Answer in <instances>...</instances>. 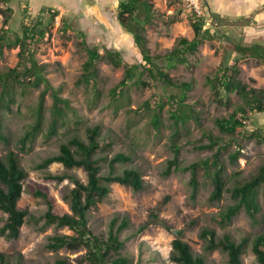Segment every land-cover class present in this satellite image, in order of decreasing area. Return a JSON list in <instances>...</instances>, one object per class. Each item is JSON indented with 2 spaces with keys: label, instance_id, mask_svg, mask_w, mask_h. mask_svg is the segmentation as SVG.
Here are the masks:
<instances>
[{
  "label": "rangeland",
  "instance_id": "obj_1",
  "mask_svg": "<svg viewBox=\"0 0 264 264\" xmlns=\"http://www.w3.org/2000/svg\"><path fill=\"white\" fill-rule=\"evenodd\" d=\"M148 1L155 12L151 25L145 28L147 47L152 55H163L171 50L179 37L193 38L187 20L188 10L180 0ZM200 1L204 6L203 1ZM117 4L118 0L8 1L7 7L13 14L9 27L18 34L21 31L24 7H28L32 17L38 16L40 11L42 15H46L48 8H58L59 14L53 27H50L49 33L37 46L36 58L39 63L47 66L46 78L52 86L60 88V96L68 100L70 110L56 135L47 138L52 106V100L47 95L42 131L26 147H22L20 139L33 123V111L42 88L17 87L16 101L11 106V111H3L1 114V134L4 139L0 140V158L13 152L20 166L28 173V178L23 183L24 192L17 204L19 209L28 212V216L16 240L0 237V252L9 257L10 264H53L56 256L67 258L73 263L84 254V250L72 252L62 249L52 253L44 248L50 236L72 233L67 228L44 227L43 215L47 206L42 198L34 197L32 192L43 189L49 195L56 212L68 213L70 210L63 195L73 185L68 180L61 183L47 181L46 173L37 171L34 167L44 158L57 154L59 146L71 138L78 137L85 141L86 129L98 125L101 128V138H110L113 142L111 149L98 157L110 159L117 153L129 156L131 161L117 165L116 170L119 173L123 169L138 171L142 176L144 189L133 192L129 187L112 184L107 199L90 211L89 228L95 234H107L109 222L115 215L120 218L127 217L128 227L120 235L125 244L120 254L130 264H174L169 260L172 242L176 239L174 230L182 231L180 240L187 243L194 254L203 256L206 264H228L223 253L204 252V243L199 238L200 231L203 228H212L219 236L226 233L238 241L241 238L252 240L255 235L264 232V198L259 199L261 210L257 215V223L242 210L222 229L213 218L232 204L228 192L223 194L220 201L210 202L212 187L199 172V191L195 199L191 200L188 172L175 170L169 176H163L167 161L173 155L170 147L172 129L168 107L162 113V125L159 129L151 124L150 113L139 110L145 101L157 98L162 93V88L144 78L149 85L143 88L131 86L124 101L116 99L110 93L122 79L124 68L141 61L132 38L118 27L115 17ZM2 21L0 16V27ZM62 22H65L63 27ZM66 24L71 28L64 32ZM209 28L216 34V39L203 43L195 55L188 56L187 66L181 65L168 71L172 80L192 81L193 89L188 93L186 103L199 113L201 124L197 126L194 121H189L185 126L177 128L179 161L180 166L185 167L212 156L213 151L197 149L208 142L202 130L210 132L214 137H220V147L216 148L222 152L220 158L224 164L226 188L231 189L234 184L255 175L264 165V144L259 145L249 139L252 132L264 131V113L248 112L245 127L237 129L232 137L220 134L214 126L215 119L231 114L239 100L231 95L226 105L218 104L206 84V79L212 77L221 64L234 60L238 72L236 78L250 88L264 91V63L256 57H243L237 55V52H230L226 38L246 47L258 44L262 50L264 39L244 40L239 28L235 29L231 24L213 27L210 25ZM79 31L89 44L99 47L101 54L107 49L117 51L122 56L123 61L119 67L107 62L99 63L96 89L78 84L86 58L80 47L81 39L77 35ZM18 52V48L3 51L0 56V71L15 67ZM235 151H239V158L235 163H230L228 154ZM100 165L101 175L106 174V163L101 162ZM47 171L52 175L66 172L60 164L51 165ZM67 173L86 183V173L81 168H74ZM153 214L157 219L148 224ZM5 219L6 215L0 212V228ZM242 261L243 264L253 263L254 257L249 247L242 255Z\"/></svg>",
  "mask_w": 264,
  "mask_h": 264
},
{
  "label": "trees",
  "instance_id": "obj_2",
  "mask_svg": "<svg viewBox=\"0 0 264 264\" xmlns=\"http://www.w3.org/2000/svg\"><path fill=\"white\" fill-rule=\"evenodd\" d=\"M8 1L0 0V16L3 18L0 27V56L5 49L18 48L19 52L15 67L0 71V140L4 139L1 134V114L3 111H11V106L16 101L15 90L17 87L23 89L42 88L33 111V123L29 125L20 139L22 147H26V144H32L42 131L44 102L47 95L52 100L50 123L46 132L47 138L56 135L70 110L68 100L60 96V88L52 86L46 78L47 66L39 63L36 58L37 46L49 33L50 27H53L59 10L58 8H48L45 11L46 15H42L40 11L38 16L32 17L28 7H24L21 31L18 34L12 32L9 27L13 14L12 10L7 7ZM187 12V20L192 29L193 38L179 37L171 50L163 55H152L147 47L145 28L151 25L155 17L153 7L148 0H118L115 16L118 27L132 38L133 46L139 53L141 61L124 68L122 79L110 93L116 99L124 101L131 86L143 88L149 85L144 78L158 84L162 88V93L157 98L145 101L139 110L150 113L151 124L159 129L162 125V113L168 107L167 113L172 129L170 147L173 155L167 161L163 176H169L175 170L188 172L191 200L195 199L199 191L197 179L199 172L206 177L212 187L209 196L210 202L220 201L223 194L228 192L233 201L232 204L226 206L213 218L220 228L224 229L228 226L242 210L257 223V215L261 210L259 199L260 197L264 198V165L246 181L234 184L231 189L226 188L227 183L223 176L224 164L220 158L222 152L216 148L220 147L219 140L221 139L202 130L203 136L208 142L198 146L197 149L213 151L212 156L185 167L180 166L177 128L185 126L189 121H194L197 126L201 124L199 113L186 103L187 95L193 89L192 81L172 80L168 71L175 70L181 65L187 66L188 56L195 55L203 43L216 39V34L209 26L207 27L205 16H197L189 10ZM62 19L64 18L62 17ZM64 25L65 22H62V27ZM66 25L63 28L64 32L67 28H71L69 24ZM77 35L81 39L80 47L86 55L78 84L96 89L99 63L107 62L114 67H119L123 61L122 56L117 51L107 49H104L101 54L99 47L89 44L82 32H77ZM226 40L230 52H237V55L243 57L246 55L256 57L264 63L262 47L241 48L229 38ZM235 65L234 60L221 64L212 77L206 79V84L218 104L226 105L231 95H235L239 100V104L231 114L214 121V126L220 134L231 137L234 136L237 129L245 127L248 112L264 113V91L242 84L236 78L238 72ZM100 132L101 128L98 125L87 128L85 141L78 137L71 138L59 146L57 154L44 158L34 167L35 170L46 173L47 181L61 183L68 180L73 185L63 195V200L70 210L68 213L56 212L49 195L43 189L32 192L34 197L42 198L47 206L43 215L44 227L67 228L72 233L71 235L50 236L44 248L52 253H57L62 249L72 252L85 251L73 263H70L67 258L56 256L53 264H130L129 260L120 254L125 245L120 235L128 227L127 217L120 218L115 215L109 222L107 234H95L88 226L90 211L107 199L112 184L129 187L133 192H140L144 189L142 176L138 171L123 169L119 173L116 170L117 165L127 164L131 161L129 156L117 153L110 159L98 157L109 151L113 145L110 138H101ZM249 139L259 145L264 144V131L252 132ZM228 158L230 163H235L239 158V151L230 152ZM101 162H105L107 166V172L104 175H101ZM53 164H60L66 172L60 175L48 173V168ZM74 168H81L86 173V183H82L67 173ZM27 178L28 173L20 166L17 156L13 152L0 158V212L6 215L4 224L0 228V237L6 240L18 238L19 231L28 216L26 210L17 207L24 192L23 183ZM156 219L157 216L153 214L147 223H153ZM199 238L204 243V252L219 251L226 255L228 264H243L242 255L248 247L254 257L252 264H264V232L255 235L252 240L241 238L238 241L226 233L219 236L214 229L203 228L199 233ZM169 260L174 264H206L203 256L194 254L190 246L180 239H175L172 242ZM0 264H10L9 257L2 252H0Z\"/></svg>",
  "mask_w": 264,
  "mask_h": 264
},
{
  "label": "crops",
  "instance_id": "obj_3",
  "mask_svg": "<svg viewBox=\"0 0 264 264\" xmlns=\"http://www.w3.org/2000/svg\"><path fill=\"white\" fill-rule=\"evenodd\" d=\"M75 1V0H72ZM207 25L231 24L246 39H264V0H202ZM55 5V4H54ZM56 6V5H55ZM209 25V26H210ZM245 34V35H244ZM247 36V37H246ZM236 44V43H235ZM241 48H251L237 44ZM255 46L260 45L256 44Z\"/></svg>",
  "mask_w": 264,
  "mask_h": 264
},
{
  "label": "built area",
  "instance_id": "obj_4",
  "mask_svg": "<svg viewBox=\"0 0 264 264\" xmlns=\"http://www.w3.org/2000/svg\"><path fill=\"white\" fill-rule=\"evenodd\" d=\"M185 8L197 16H203V8L200 0H180Z\"/></svg>",
  "mask_w": 264,
  "mask_h": 264
},
{
  "label": "water",
  "instance_id": "obj_5",
  "mask_svg": "<svg viewBox=\"0 0 264 264\" xmlns=\"http://www.w3.org/2000/svg\"><path fill=\"white\" fill-rule=\"evenodd\" d=\"M173 234L176 236V239H180L182 236V231L174 230Z\"/></svg>",
  "mask_w": 264,
  "mask_h": 264
}]
</instances>
